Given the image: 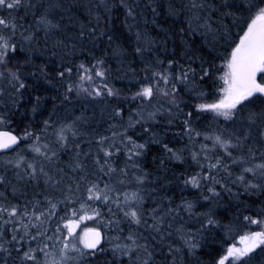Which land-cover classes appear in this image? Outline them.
Masks as SVG:
<instances>
[{
	"label": "snow or ice",
	"instance_id": "snow-or-ice-1",
	"mask_svg": "<svg viewBox=\"0 0 264 264\" xmlns=\"http://www.w3.org/2000/svg\"><path fill=\"white\" fill-rule=\"evenodd\" d=\"M120 6L133 21L126 25L131 32L140 5L120 0ZM77 7L66 0H0V264H156V249L174 234L181 247L167 243L172 264L176 253L187 249L194 256L210 237L212 243L219 239L223 249L211 264H264V200L256 212L242 202L244 207H237L227 224L216 212L218 189L233 193L235 187L238 202L240 190L248 196L264 194V0L170 3L168 14L187 13L186 34L204 41L193 48L182 38L185 48L179 55L157 49L146 32L136 31L134 58L142 61L143 75L132 71L130 83L136 90L130 99L138 103L126 121L123 103L111 104L110 98L122 95L110 83L112 69L85 43L95 47L107 35L111 55L124 63L123 50L112 47L113 36L102 26L117 6L111 0L90 2L84 6L91 17L87 24L75 18ZM151 10L156 13L155 7ZM29 15L32 20L26 23ZM77 25L78 34L69 35ZM40 33L44 51L56 37L55 81L44 67L33 66L57 94L51 97L47 118L38 124L29 121L14 134L13 118L43 115L47 101L29 92L17 60L18 52L39 46ZM78 45L92 61L73 64L66 59ZM32 64V56H25L24 65ZM31 75L37 78L35 72ZM26 93L31 98L21 103ZM182 93L189 98L183 106ZM88 99L111 107L104 132L89 130L91 118L84 112L71 118L58 114L56 100L67 111L73 100ZM165 113L170 126L181 125L177 135L186 138L178 149L164 143L165 154H170L166 158L181 163L190 158L191 171L182 174L181 191H198V198L181 197L179 204L152 195L155 182L140 164L148 143H161L153 125ZM209 116L206 125L198 123ZM137 126L142 130L138 135L151 133L143 143L130 134ZM62 155L69 159L63 161ZM121 157L123 166L117 163ZM193 217L199 225L194 232L185 228ZM177 220L184 223L170 230ZM85 221L94 225L81 228Z\"/></svg>",
	"mask_w": 264,
	"mask_h": 264
},
{
	"label": "trees",
	"instance_id": "trees-1",
	"mask_svg": "<svg viewBox=\"0 0 264 264\" xmlns=\"http://www.w3.org/2000/svg\"><path fill=\"white\" fill-rule=\"evenodd\" d=\"M66 2L75 3L78 5L74 11V16L79 22L87 24L91 17L87 15V9L84 6L90 2H97V0H66ZM111 2L117 7L112 9L110 19L106 22V25L102 26L106 27L107 32L113 36L112 47H116L118 45L123 50V57H126V59H124V63H119L117 58L111 55V49L109 48L107 35L97 40L95 42V47H93L91 42L85 41V43L87 44V49H91L92 54L95 56H104L105 60L107 61L105 66L112 69L113 78L110 83L112 86L119 88L122 95L119 100L110 98L111 104L112 106H115L117 103H123V115L124 120L126 121L128 114L134 113L138 103L132 102L130 99L131 93L136 90V85L134 83H130L132 71L140 73L141 76L143 75L140 72L141 68L143 67L142 61L138 57L134 58L135 32H146L149 38H152L156 41L157 49L162 50L166 48L169 52L175 50L177 55H179V53L185 48L182 38L184 40L190 41L191 43L188 45V47L193 48L202 46L204 41L199 35L193 36L191 34H186L188 29V24L186 21L187 13L181 14L179 17L170 16L168 14V5L170 3L178 5L180 0H129L130 3L140 5V7L136 8V22L131 32L126 25L132 24L133 21L131 18L126 17L125 9L120 6V0H111ZM152 7L156 8V13L152 12ZM20 15H23V12H21ZM31 20L32 17L29 15L27 17L26 23L31 22ZM92 22L95 23V20L93 19ZM181 28L185 29L186 31L181 32ZM78 32L79 26L77 25L74 29H72L69 35H72L73 33L78 34ZM39 35V46L34 47L31 52L28 51L27 47L25 48V51L18 52L17 60L22 66V74L30 86L29 92L45 96L47 97V101L44 107L41 109L43 115L37 113L36 115L29 116L28 118H22L19 115L14 117V123L10 125V128L14 131V134H19V132L22 131L25 126H27L29 121H31L33 124H38L43 119L47 118L48 113L52 111V106L54 103L51 97L57 94V89L46 83L43 79H40L39 77H41L43 74L37 71V68L33 66L35 65L44 67L49 77L53 78L55 81V71L57 64L59 63V50H57L58 55L53 56L52 43L56 37L49 39L48 50L44 51L43 33H40ZM105 51L108 52V55L106 56ZM203 51L206 52L207 49L204 48ZM28 55L32 56V65H24V57ZM161 55H163L162 51ZM66 59L71 60L73 64H78L81 61H92V55L87 50L80 51L78 45L75 54L71 57H66ZM129 61H131L130 64ZM118 68L120 69L119 73L116 72V69ZM32 72L36 73L37 78H33L31 75ZM60 91H62V89ZM30 98L31 97H29L26 93L25 99L22 100L21 103H27V100ZM181 99L182 106L184 103L189 102L187 94L182 93ZM191 102L194 103L195 101ZM55 103L58 105V114L60 116H69V118H71L72 116L80 115L81 112H84L86 116L91 118L90 123L87 126L89 130L96 129L98 132H104L107 129L108 124L111 122L108 119L111 112V107L106 108L104 104L97 103L91 99L73 100V106L67 111H65L64 107L59 104V100H56ZM28 107L30 109L31 105H28ZM184 111L186 113L188 108H185ZM158 119L159 123L153 125V131L157 133L161 143L155 144L149 142L144 156L140 158L142 169L149 174V181L155 182L154 184L150 185V188L155 187L157 189V192L152 193V195L170 197L176 204L180 203L181 197L190 200L196 199L198 198L197 190L189 187L181 191V189L184 188L182 183V174L185 173L186 169L191 171V169L188 168V165L191 164L190 158L188 159L187 163H181L176 160H168L166 156L170 154H165L163 149L164 143H167L170 147L177 149L186 143V138L182 140L180 136L177 135V133L180 131L181 125L179 122H177L176 124L170 126L167 123V113ZM208 119H210V116L207 119H202L198 123L201 126H204L208 123ZM141 132L142 130L139 126H137L134 130H130V134L133 135V137L138 142L143 143L146 137L150 136L151 133L140 135L137 134ZM84 147L86 149L87 146L84 145ZM162 157H165L163 165L160 164ZM68 159L69 157L67 155H62L63 161H67ZM117 163L120 166H123V157H121ZM8 175L11 177V173ZM218 190L221 191V197L220 204L216 208V212L217 217L224 224H227L230 220L235 218L237 207H244L242 202H247L250 204L252 212H256L260 207L259 201L264 200V194H254L252 196H248L247 194L243 193L242 190H240V202H238L233 195L237 191L235 187H233V193H228L220 189ZM32 191V188L28 189L29 196H31ZM146 203L151 204L152 201L147 200ZM165 203H167V199L165 200ZM185 218L187 219L186 214ZM182 223H184V221L177 220L170 230H174ZM91 224H94V222L85 221L84 224L81 225V228H83L85 225L93 226ZM197 227H199V225L196 223L195 217L188 220V222L185 224V228L192 232H194ZM222 236L223 232H220V237ZM235 238L238 239V237ZM211 240L212 238L210 237L209 241L205 242V246L199 249L194 256L188 255L187 249H183L182 253H176L174 264H211L212 258L218 257L220 252L223 251L219 243V239L216 243H212ZM168 242L173 243L175 247H181V241L177 235L174 234L172 237L167 238L166 243L156 249V264H172V257L168 255ZM165 257H167V259H165Z\"/></svg>",
	"mask_w": 264,
	"mask_h": 264
},
{
	"label": "rangeland",
	"instance_id": "rangeland-1",
	"mask_svg": "<svg viewBox=\"0 0 264 264\" xmlns=\"http://www.w3.org/2000/svg\"><path fill=\"white\" fill-rule=\"evenodd\" d=\"M0 86H3V85H0ZM4 99H6V97ZM0 103H2V100H0ZM91 225H94V224H91Z\"/></svg>",
	"mask_w": 264,
	"mask_h": 264
}]
</instances>
